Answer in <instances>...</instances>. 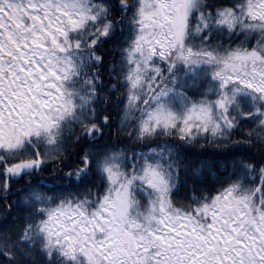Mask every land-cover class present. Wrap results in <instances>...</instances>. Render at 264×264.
I'll list each match as a JSON object with an SVG mask.
<instances>
[{
    "label": "snow or ice",
    "instance_id": "1",
    "mask_svg": "<svg viewBox=\"0 0 264 264\" xmlns=\"http://www.w3.org/2000/svg\"><path fill=\"white\" fill-rule=\"evenodd\" d=\"M0 264H264V0H0Z\"/></svg>",
    "mask_w": 264,
    "mask_h": 264
},
{
    "label": "trees",
    "instance_id": "2",
    "mask_svg": "<svg viewBox=\"0 0 264 264\" xmlns=\"http://www.w3.org/2000/svg\"><path fill=\"white\" fill-rule=\"evenodd\" d=\"M113 95H115V94H113ZM181 193H183V189H181ZM178 198V197H177Z\"/></svg>",
    "mask_w": 264,
    "mask_h": 264
}]
</instances>
